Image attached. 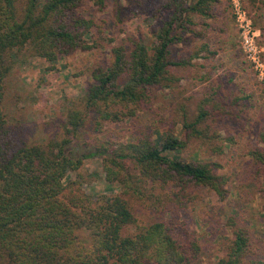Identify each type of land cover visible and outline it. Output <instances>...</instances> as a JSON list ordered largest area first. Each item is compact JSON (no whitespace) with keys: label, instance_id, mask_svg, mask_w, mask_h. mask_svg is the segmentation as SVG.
<instances>
[{"label":"trees","instance_id":"obj_1","mask_svg":"<svg viewBox=\"0 0 264 264\" xmlns=\"http://www.w3.org/2000/svg\"><path fill=\"white\" fill-rule=\"evenodd\" d=\"M85 1L102 11L108 0H0V264H264L254 258L248 228L232 214L226 220L231 237L224 243L225 253L214 262H202V245L183 218L199 190H211L219 200L228 193V178L214 171L217 163L180 156L193 142L205 144L216 156L223 153L224 141L233 142L231 135L211 131L220 119L235 117L221 95L210 93L213 89L192 118H171L165 125L167 120L160 117L132 128L126 141L74 142L87 120L99 133L107 122L151 109L158 92L173 89L194 58L214 56L206 41L191 49L179 45L187 44L190 35L209 31L224 0L159 4L150 14L157 26L153 43L127 34L125 43L112 46L108 63L90 69L82 92L65 98L64 121L55 133L33 141L7 124L5 79L23 49L52 70L59 57L100 44L102 26L80 12ZM110 1L116 24L143 10L142 0ZM241 2L249 15L264 10V0ZM178 121L182 137L173 132ZM247 154L264 211V128L256 132ZM95 157L105 182L118 191L92 199L81 190L77 172L85 159ZM73 172L76 176L68 177ZM137 206L166 218L138 224Z\"/></svg>","mask_w":264,"mask_h":264},{"label":"rangeland","instance_id":"obj_2","mask_svg":"<svg viewBox=\"0 0 264 264\" xmlns=\"http://www.w3.org/2000/svg\"><path fill=\"white\" fill-rule=\"evenodd\" d=\"M164 1L142 0V12L119 24L115 23L110 0L102 11L85 1L80 12L102 26L104 37L99 38L100 44L90 51L59 57L52 70L47 69L48 63L44 60L29 56L28 48L23 49L5 79L3 111L7 124L22 129L23 138L33 141L58 131L64 121L65 98H75L82 92L90 80V69L108 63L112 46L124 42L127 34L141 38L148 45L153 43L157 26L150 14ZM122 4L131 7L124 1ZM216 10L209 31L201 37L190 35L187 44L179 45L191 49L206 41L216 51L214 56L204 58L205 54L201 53L194 58L193 66L180 71L182 78L173 89L158 92L151 109L140 111L122 122H107L99 133L92 131L90 120H87L74 142L90 146L98 139L126 141L132 128L158 122L160 117L167 120L165 125H170L171 118L180 120L183 115L192 118L200 100L213 89L210 93L221 95L229 113L235 117L220 119L211 125V131H218L220 136L231 135L233 142L224 141L223 153L217 156L212 155L205 144L193 142L180 156L186 160L217 163L214 171L228 178L225 185L228 193L224 200H219L213 191L199 190L198 197L183 213V218L202 245V262H214L225 253L224 243L231 237L226 220L231 214L239 224L248 228L255 242L254 258L264 262L263 200L247 154L255 144L256 132L264 128V88L243 56L230 1L224 0ZM259 13H251L250 17L256 28L261 27L258 42L264 57V10ZM173 132L182 137L180 122ZM99 161L97 157L85 159L77 172L82 177L81 190L92 199L98 194L118 191V187L105 182ZM69 176L74 178L76 172L69 173ZM134 213L138 224L166 218L164 214L138 206ZM133 228L131 225L128 231Z\"/></svg>","mask_w":264,"mask_h":264},{"label":"built area","instance_id":"obj_3","mask_svg":"<svg viewBox=\"0 0 264 264\" xmlns=\"http://www.w3.org/2000/svg\"><path fill=\"white\" fill-rule=\"evenodd\" d=\"M236 23L240 47L246 62L252 69L256 80L264 88V57L258 39L261 34L242 5L241 0H229Z\"/></svg>","mask_w":264,"mask_h":264}]
</instances>
